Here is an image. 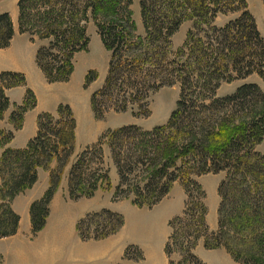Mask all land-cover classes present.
Wrapping results in <instances>:
<instances>
[{
  "label": "trees",
  "instance_id": "16d2710c",
  "mask_svg": "<svg viewBox=\"0 0 264 264\" xmlns=\"http://www.w3.org/2000/svg\"><path fill=\"white\" fill-rule=\"evenodd\" d=\"M132 3L18 1L20 32L49 42L39 48L36 58L50 83L71 79L75 56L89 49L88 24L94 23L110 53L105 83L91 97L96 118L109 111L149 116L156 92L165 86L180 87L167 123L152 130L137 125L109 129L97 145L79 155L69 177L70 198L91 197L101 186L110 189L109 170L90 165L94 153L103 165L107 144L119 174L115 199L126 195L137 206L152 207L176 181L185 186L186 209L172 223L173 234L165 247L169 264H209L195 253L201 240L206 249H224L242 264H264V153L257 150L264 142V89L256 82H245L231 94L218 93L223 83L254 74L264 77V38L247 0H139L142 35L137 33ZM235 13L239 16L225 25L215 24L220 15ZM188 21L193 26L182 46L174 50L173 38ZM14 34L11 14L1 13L0 48H8ZM96 79L90 72L85 84ZM17 86L26 87L19 114L11 117L19 130L25 113L37 106L38 99L24 74L0 73V118L11 106L7 90ZM76 128L71 108L60 104L56 113L38 116V133L24 148L9 147L13 132L0 131V238L18 232L21 217L12 207L14 198L34 186L40 168H49L59 159L58 168L50 172L49 188L30 205L34 234L45 227L64 160L74 150ZM210 172H225L218 185L216 230L208 227L206 192L195 178ZM132 184L131 189L125 188ZM93 220L94 238L107 237L124 223L110 209L89 213L80 223ZM80 235L91 237L83 229ZM177 252L179 262L172 257Z\"/></svg>",
  "mask_w": 264,
  "mask_h": 264
},
{
  "label": "rangeland",
  "instance_id": "374dc122",
  "mask_svg": "<svg viewBox=\"0 0 264 264\" xmlns=\"http://www.w3.org/2000/svg\"><path fill=\"white\" fill-rule=\"evenodd\" d=\"M132 1L133 3L131 5V8L134 15V21L137 25V33L142 35L144 34V28L142 24L139 0H132ZM247 3L249 6V11L255 16L258 24V28L264 38V0H247ZM13 7L17 8L18 10L17 0H0V14L5 11H9ZM238 16L239 13L220 15L218 19L215 21V24L217 26H223L228 21ZM192 26L193 23L191 21L185 22L181 26L180 30L173 38L172 46L174 50H177L178 47L182 46V44L186 40L187 33L192 28ZM22 34H26V33H22ZM88 34L91 38L89 49L88 51L80 52L75 56L74 59L75 71L71 76V79L68 82H62V83H50L45 79L44 84L41 83L38 84L39 88L41 89L40 90L42 96L41 104H43V106H46L47 104L51 105L52 102L53 105L55 102L61 100L59 102V105L67 104V106L70 107L72 112L74 113L76 126H80L79 130L76 128V142L74 145V150L71 153V155L67 157V160H64V163H66V165L64 166V171L61 176L60 185L57 192L59 190L61 191L69 190V177L71 174L72 166L74 165L76 160H78V157L82 152L87 150L88 147L97 145L96 143L106 131H108L109 129H117L122 126H128V125H137L144 130H152L157 126L165 124L168 122L171 113L175 110L176 103L180 96L179 85L165 86L153 95L150 101L149 116H136L132 113V111H126V112L109 111L104 115L103 118L100 119L96 118L91 106V97L92 94L100 90L105 83L108 72L110 53L105 49L101 41L100 35L98 34L97 28L92 21L88 24ZM26 35L27 36L25 38L26 41L30 44L29 46H31V44L37 45L36 52L39 50L41 46L44 45L46 46L49 43L46 40H39L37 36L33 37V35H29V34ZM29 46L25 44V48L23 49V54L21 55L22 56L21 64H23L24 58L25 60H28L29 57L31 58L32 51L31 48H29ZM21 56H19L18 59L21 58ZM36 63H37V58H36ZM15 72L22 73L26 76V79L28 78L27 72L25 71L17 70ZM31 72L32 71L30 70L29 74H31ZM90 72H93L94 76H97V79L94 82L90 83L89 85L88 84L86 85L85 84L86 78L87 75L90 74ZM245 82H256L260 84L262 89H264V77H260V75L254 74L246 80H234L229 83L228 82L223 83L218 93L220 96L231 94L236 91L238 86H240ZM49 86H51L52 91H50ZM19 87L23 88L24 86H17L13 88H19ZM24 88L26 89V87ZM25 94L21 102L12 103L10 100L11 106L5 112L4 116L0 118L1 126H3V123L1 122L7 119L8 123L13 126V129L7 130L0 128V131L1 130H5L7 132L12 131L15 137V132L17 129L14 127L15 125L13 124L11 117L14 114H19L18 113L19 110L17 109V107L18 105H21L24 102ZM9 110L10 112L8 113ZM30 112L31 110L26 112L24 115L23 127L25 126L26 119L29 118ZM34 125L28 128L30 129L32 127H36ZM37 126H38V118H37ZM31 132L32 131L26 129L24 131V134L29 135ZM37 133H38V129H37ZM37 133L35 134V136L37 135ZM0 139H1V135H0ZM257 150L260 151L261 153H264V142L257 148ZM99 158L100 156L94 153L93 156L91 157V160L93 161L90 163V165L93 168H97L98 166H104L107 170H109V176L111 178V183H112L110 189L101 186L95 191V194L93 196L81 197L75 200L71 199L70 196L69 198L63 197L60 205L65 206V210L62 211V209H59L56 214H54V212L59 207H57V209L55 208L54 211H52L51 209V203L53 201L52 199L50 203V213L47 218V223L51 216L54 218H61L62 216L68 214V212L70 211L68 209V206L72 208V204L77 203L78 205H80L79 208L76 209L77 215L76 216L73 215L72 222L67 223L63 228V232L65 230L69 232L67 234V237L68 235H70L68 237V240L72 236L75 237L77 235L78 238L81 239L83 242L100 241L101 239H106L113 235H116L117 233H122L124 234L123 237H124L125 248L123 255V263L121 264H127L128 262L130 264H135V263L145 264L148 261V257L146 255L145 249L138 243L130 244L133 240L138 239V237L135 234H133L134 230H138L135 229V227H139V229L141 228V230H143V234L146 233V231L150 227L149 232L153 231V233H156L157 235L156 238L151 237L155 243L160 242L161 239H163V241L165 240V246L163 245L165 251L166 244L169 241L170 237L172 236L174 230L171 225L175 221L176 217L183 215L186 209V205H187L186 202L188 196L186 194L185 186L182 184V182L176 181L173 187L171 188L170 192L168 193V195L165 196L161 201H159L156 205L152 207L137 206L133 203L132 199L126 198L125 197L126 195L121 196L120 199H115L114 194L118 188L117 185L119 184V179H118L119 174L117 167L113 162L111 148L107 144L104 145L103 148V156H102L103 165L99 163ZM60 162L61 161L59 159L58 160L56 159L50 163L49 168H40L42 170L40 171L38 180L35 184L41 185V183L44 180L45 184L46 183L48 184L47 185V189H48L51 181L50 172L52 170L57 169L58 165H60ZM43 172H45L46 175ZM224 175L225 172H219V173L210 172L208 174H204L201 176H195L197 181L202 185V187L206 192L205 203L208 208L207 224L210 230H214L217 226L216 222L218 221V209L220 204L218 185L220 181L224 178ZM1 186H2V178L0 175V188ZM133 186L134 184H132L131 186L128 185L125 188L129 187V189H131V187ZM31 189H33V187L19 193L12 202L13 209L21 217L20 224H19L18 232L15 235L0 238V264H13V263L33 264V262H30L28 260L27 255L24 251V250L28 251L26 246H22L18 243H25L27 244V247L31 246V244H33L31 243V241H33L37 236H39L40 232H42L46 228L47 223L45 227L37 234H34L33 228H31L32 229L31 230L32 234H31V232H28L30 231V228H27V226H25V224L22 223V216L16 210V209L21 210V208H17L14 206L16 200L22 195H26L27 191ZM57 192L55 193V195L57 194ZM127 194H129V192ZM20 205L22 204L19 203L18 207H20ZM103 209H110L118 213L124 219L123 220L124 223L121 227L118 228V230L115 233L104 238H94V236L91 235L94 234L92 230H94V227L97 226L96 223H94V220L81 222V223L80 221L83 218H85L86 215H88L89 213L98 212ZM164 218L165 221L163 223ZM57 223L58 221L53 220L52 224L50 225V228L54 227V225H56ZM78 226L80 227V229L78 228ZM176 226H177L176 228H179L178 225ZM21 227L24 228V232H23L24 236H21L19 238L18 237L13 238L19 233ZM55 228H61V227L58 226ZM81 229H83L86 236H91V237L86 239L82 238L80 235ZM21 238L23 239L22 241H20ZM3 242H4V247H6L7 245H13V243H15L14 245H18V247H25V248H20L18 251H15V253L12 252L8 256H5L3 250L5 249L3 248ZM154 242H152L150 245L152 246ZM201 243L204 245L203 240L199 241L198 244ZM69 247H70L69 243L67 242L60 253H57L55 257L51 255L52 257H54L53 259H56V261L55 260L52 261L51 264H55V263L70 264L69 263L70 261L66 260L67 257L66 253L69 252ZM223 250L224 249L217 250L218 252L211 251L210 253L212 254L208 255L209 259H212L214 261H219V263L221 264H229L231 260L234 261V263L237 262L236 264H242L234 260L233 257L226 250H224V252L228 254L229 258L231 259L230 260L227 257V255L223 252ZM221 252L225 256L222 255ZM52 253L53 252L51 251V254ZM21 255H23V257ZM56 256L60 257V261ZM172 257L175 262H179L181 260V255L179 254V252L174 254ZM168 258L170 260V257ZM154 260L157 261L155 258ZM40 264L42 263L40 262Z\"/></svg>",
  "mask_w": 264,
  "mask_h": 264
},
{
  "label": "crops",
  "instance_id": "0c3cea01",
  "mask_svg": "<svg viewBox=\"0 0 264 264\" xmlns=\"http://www.w3.org/2000/svg\"><path fill=\"white\" fill-rule=\"evenodd\" d=\"M17 0V6H18ZM11 14L13 24H14V37L11 41V45L8 48H0V72L4 71H17L22 70L27 72V81H28V87L31 88L38 99L37 106L31 110L29 114V118L26 119L25 126L20 129L16 130L15 137L13 140L9 143V147L12 148H24L26 147L29 140L35 136L37 133V118L41 114V112H50V113H56L59 105V101L55 102L52 105H46L43 106L41 104L42 96L39 88V83L44 84L45 83V75L42 72V70L39 68V66L36 63V44H30L26 41V34H22L19 29V8L13 7L9 11H5ZM3 12V13H5ZM29 40V39H28ZM25 44L31 48L32 54L31 58L29 57L28 60L23 59L22 63V54L23 49L25 48ZM21 56V58L18 59V57ZM25 60V61H24ZM21 66V67H20ZM30 68V69H29ZM30 70L32 71L31 74H29ZM47 80V79H46ZM258 82V81H257ZM53 85V84H51ZM50 91H52L51 86H49ZM26 92V89L23 87L19 88H12L7 91L10 100L12 103L21 102L24 98V94ZM53 101V100H52ZM10 110L8 111V113ZM8 115V114H7ZM3 126L0 125L1 129H7L11 130L13 129V126L8 123V120L5 119L2 121ZM35 124V125H34ZM36 126L32 128H28L31 126ZM80 126H77V129L79 130ZM28 129L29 131H32L29 135L24 134V131ZM42 169L39 170V173ZM44 170V169H43ZM45 175L46 173L43 172ZM47 183L45 184V181L41 183V185L35 184L33 186V189L28 190L26 195H22L16 200V203L14 204L15 207L21 208V210L16 209L22 216V223L27 226V228H32L31 223V215H30V205L35 201L40 199L45 191L47 190ZM59 190L57 194L54 196L53 201L51 203V209L54 211V209L59 207L54 214L58 212L59 209H62V211L65 210V206L60 205L62 202L63 197L69 198L68 190L67 191H61ZM81 200V199H80ZM74 201V200H73ZM19 203L20 207H18ZM80 205L77 203L72 204V208L68 206V209L70 210L68 214L62 216L61 218H54L50 217L48 220L46 228L40 232L39 236H37L33 241H31V246L27 247V244L25 243H18L22 246H26L27 250H24L27 258L30 262H33V264H51L52 261H56V259H53L57 253H60L65 244L69 243V252H67L66 260H69L70 264H121L123 263V255H124V234L117 233L116 235H113L106 239H101L100 241H89V242H83L81 239L78 238L76 235L75 237H71L68 240V237L70 235L67 230L63 232V228L65 225L69 222H72L73 215H77L76 209L79 208ZM54 216V215H53ZM58 221L54 227L50 228V225L52 224V221ZM24 221V222H23ZM165 221V218L163 219V223ZM216 225L218 223L216 222ZM61 227V228H55V227ZM217 228V226H216ZM216 228L214 230H216ZM67 229V227H66ZM134 229V228H133ZM133 234H135L138 239L133 240L130 244H140L146 251V255L148 257V261L145 264H169V258L167 257V254L164 251L165 246V240H160V242H154L152 238H156V233H153V231H150V227L146 231V233L143 234V230L139 227H135ZM24 228L21 227L19 233L13 237V238H19L21 236H24L23 234ZM32 234V232H31ZM152 237V238H151ZM67 239V241H66ZM23 239L21 238L20 241ZM19 241V242H20ZM152 242V246L150 245ZM15 243H13L14 245ZM7 245L4 247L3 242V249L5 256H8L12 252L15 253V251H18L20 248L25 247H18V245ZM164 245V246H163ZM2 250V251H3ZM221 250V249H218ZM51 251L53 252L51 254ZM211 251H217V250H208L205 248V246L201 243L197 246L195 253L205 262L209 264H221L219 261H214L212 259H209L208 255L212 254ZM218 252V251H217ZM224 252V250H223ZM220 253V252H219ZM222 253V252H221ZM226 254V252H224ZM53 255L54 257H52ZM222 255H224L222 253ZM229 258L228 254H226ZM23 257V255H21ZM225 256V255H224ZM57 257V256H56ZM60 261V257H57ZM154 258L157 260L155 261ZM230 259V258H229ZM43 260V261H41ZM231 260V259H230ZM23 261V259H22ZM232 261V260H231ZM229 262V264H236L234 261ZM15 264V263H13ZM20 264V263H16ZM56 264V263H55ZM127 264H130L129 262ZM136 264V263H135Z\"/></svg>",
  "mask_w": 264,
  "mask_h": 264
}]
</instances>
